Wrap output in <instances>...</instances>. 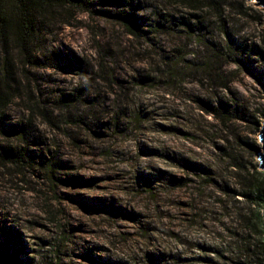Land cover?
I'll use <instances>...</instances> for the list:
<instances>
[{
  "label": "rangeland",
  "instance_id": "374dc122",
  "mask_svg": "<svg viewBox=\"0 0 264 264\" xmlns=\"http://www.w3.org/2000/svg\"><path fill=\"white\" fill-rule=\"evenodd\" d=\"M219 1L221 19L136 0L142 35L103 12L115 3L66 8L35 53L46 63L18 57L0 153L22 160L0 157V264H258L264 6ZM222 103L226 122L208 110Z\"/></svg>",
  "mask_w": 264,
  "mask_h": 264
},
{
  "label": "trees",
  "instance_id": "16d2710c",
  "mask_svg": "<svg viewBox=\"0 0 264 264\" xmlns=\"http://www.w3.org/2000/svg\"><path fill=\"white\" fill-rule=\"evenodd\" d=\"M136 0H0V122H3L4 114L10 104L17 98L19 87L11 85L18 83L17 80V60L18 57L24 58L23 64H45L36 56L37 49L44 47L46 39V29L53 26L54 19L58 12H63L69 8L78 9L80 11L92 10L96 4L106 5L109 2L122 6L117 12L103 11L108 15L117 17L127 30L134 35H142L147 33L142 25L138 22L137 16L133 12L127 11V8L133 9ZM173 7H185L190 10H203L204 8L215 11V15L221 19L224 12L221 9L219 0H166ZM68 12V11H67ZM185 21V22H184ZM181 23L188 25V21L183 20ZM161 21L152 23L154 28H159ZM184 25V26H185ZM190 25V24H189ZM203 21L193 27L201 28ZM183 26V25H181ZM192 26V25H190ZM191 27V28H193ZM199 31V30H198ZM42 51V50H41ZM51 53L45 54L48 59L53 57ZM218 53V52H217ZM220 57L219 54H217ZM20 57V58H21ZM22 60V59H21ZM66 98L61 103L66 102ZM71 100V99H69ZM32 110V109H31ZM218 119L226 122L231 120L234 110L229 108L227 104L222 103L219 107L208 108ZM264 114V110H263ZM30 120L20 124V129L30 126ZM7 156V155H10ZM3 160L20 162L19 155H16L13 149L5 148L4 153H0ZM262 174V173H261ZM252 193H256L258 198L264 201V176L255 179L249 185ZM263 257H259L258 264H264V244L260 252Z\"/></svg>",
  "mask_w": 264,
  "mask_h": 264
},
{
  "label": "water",
  "instance_id": "95a60500",
  "mask_svg": "<svg viewBox=\"0 0 264 264\" xmlns=\"http://www.w3.org/2000/svg\"><path fill=\"white\" fill-rule=\"evenodd\" d=\"M255 2L259 6H264V0H250ZM260 141L262 143L261 151H259L260 168L264 171V122L260 131Z\"/></svg>",
  "mask_w": 264,
  "mask_h": 264
}]
</instances>
